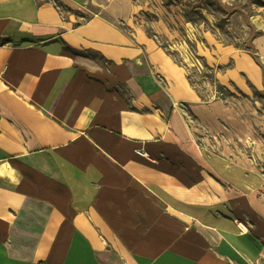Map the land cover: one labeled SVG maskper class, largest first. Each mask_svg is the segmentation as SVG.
Returning <instances> with one entry per match:
<instances>
[{"label": "crops", "instance_id": "obj_1", "mask_svg": "<svg viewBox=\"0 0 264 264\" xmlns=\"http://www.w3.org/2000/svg\"><path fill=\"white\" fill-rule=\"evenodd\" d=\"M208 66L128 32L131 0H59L50 264H264V15ZM238 15V17H237ZM208 77V78H209Z\"/></svg>", "mask_w": 264, "mask_h": 264}, {"label": "rangeland", "instance_id": "obj_2", "mask_svg": "<svg viewBox=\"0 0 264 264\" xmlns=\"http://www.w3.org/2000/svg\"><path fill=\"white\" fill-rule=\"evenodd\" d=\"M129 19L118 23L128 32H142L157 40L181 64L186 65L181 52L186 45L203 62L204 69L196 71L187 66L191 78L203 90L211 84L208 66L215 63L222 53L233 52L245 47L233 29L230 16L216 0H131ZM251 13L264 15V0L247 2ZM208 65V66H205ZM221 98L249 99L260 112H264V95L259 92L247 96L235 85L229 91L214 87Z\"/></svg>", "mask_w": 264, "mask_h": 264}, {"label": "trees", "instance_id": "obj_3", "mask_svg": "<svg viewBox=\"0 0 264 264\" xmlns=\"http://www.w3.org/2000/svg\"><path fill=\"white\" fill-rule=\"evenodd\" d=\"M219 3V0H216ZM219 5L222 7V5L219 3ZM223 8V7H222ZM224 9V8H223ZM228 14L230 13L229 11H227L226 9H224ZM190 80L192 83H194L193 79L191 78V76H189ZM220 89H224L221 85H218Z\"/></svg>", "mask_w": 264, "mask_h": 264}, {"label": "bare ground", "instance_id": "obj_4", "mask_svg": "<svg viewBox=\"0 0 264 264\" xmlns=\"http://www.w3.org/2000/svg\"><path fill=\"white\" fill-rule=\"evenodd\" d=\"M224 2L227 4H232L234 2V0H224ZM237 17H238V15H237Z\"/></svg>", "mask_w": 264, "mask_h": 264}]
</instances>
